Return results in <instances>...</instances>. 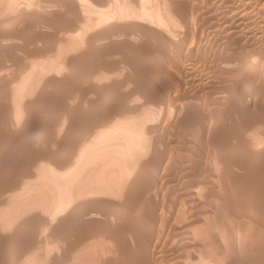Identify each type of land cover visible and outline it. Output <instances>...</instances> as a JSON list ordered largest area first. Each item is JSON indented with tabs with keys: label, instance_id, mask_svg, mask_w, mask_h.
<instances>
[{
	"label": "bare ground",
	"instance_id": "6f19581e",
	"mask_svg": "<svg viewBox=\"0 0 264 264\" xmlns=\"http://www.w3.org/2000/svg\"><path fill=\"white\" fill-rule=\"evenodd\" d=\"M239 1L242 3V7H239L240 5L237 6V7H235L236 12L234 11V13H236L235 15L238 16L237 18L242 19V21H244L245 24L251 28L253 27V25H260L259 23H261V21L259 22L258 19L261 17H262V19H264V0H239ZM206 2H208V1H206ZM229 2L230 1H228V3ZM177 3H178V0H0V53L2 52L4 54H6L5 52H7L6 55L8 56V54L12 55L10 53L15 51L14 53L17 54V51H19V50L22 51L24 49V47H28V46L30 47V45L25 46V44H29L28 41L30 40V42H34L35 44L36 43H38V44L43 43L44 46H46L45 44L48 43L49 46L46 48L42 47V50L35 48L37 50V52L35 51V54H37V56L39 55L40 57L41 56L42 57L43 56H50L49 59L51 58L50 60H48V62L46 64L37 63L36 61L31 62V53L32 52L28 51V49L26 48V52L27 51L29 52V54L27 55V57H29L28 58L29 60H27V58H26V60L24 61V59H25L24 58L23 59L24 62L20 63V61L19 62L17 61L19 59L16 58L15 59L16 62L14 63V68L18 64L22 65L21 68H23V67L26 68L28 70L26 72V74L23 77L19 78L20 76L18 77L16 75L17 73L15 72L16 74L14 76H16L20 79V81H18V82L13 81L14 79L16 80V78L13 79L14 76L8 77L9 82H7V80L4 81L5 80L4 79L3 81L5 82V84L6 83L7 84L6 85L3 84V85L5 86V88H6V86H9V88L7 87L8 91L4 90V88H3L4 86H2V83H1V87L3 88V91H5V94H4V96H1L2 94L0 92V94H1L0 95V101L5 98L4 102L6 103V105L4 106L5 103L2 102V106L0 107V144H1L0 160H2V158H4V157H8L9 154L11 156V151L9 150L10 147L8 146V145H10V144H8V140H9L8 138H12L13 140L16 141L17 138L22 137L21 132H20L21 135L18 134V135H20L18 137L17 134L9 131V128H11L10 126H12L13 122H14V124H16L15 126H19L22 123H27V121H29L30 118H31V121L33 119H36V120L42 119V123L39 124V121L37 122V126L39 125L40 127H36V125L34 127H32L33 128L32 131H34L32 133L36 134V138H34L36 140V142H34V144L35 143L37 144V141H38V142L43 143L44 146H42L41 150L35 149L33 151V149H32V151L30 150V152L28 150V153H26V154H25L26 151H24V148H21V151L18 152L20 155L18 158L12 159V156H11L12 163L10 162V164H9V161H8L9 165L5 166L4 168L0 166V257H3L2 253L4 252V249L8 248V253L6 252L7 254L5 253V255H4L5 259L8 258V260H7L8 262H6L4 258H3V260L5 262H3V260H1L2 259L1 258L0 264H14L15 261L17 262L21 258L26 259L25 256H27V258L29 257V258H32L34 260H39V262H40V260L46 259L45 256L42 255V252H40V250H39L41 248H43L44 251L48 254L47 260H43V261H45V264H219V258L220 257H222L221 259H223V258L226 259V257H228V255H232L235 252L234 251V250H236L235 248L232 249L233 252L231 254V251H229L228 249H224L223 246L221 245L222 241H223L225 243V245L230 246L232 244L230 242L233 241L230 232H228L225 229L227 225L224 228L223 222L222 223L220 222L224 218H222L221 220H220L221 216L219 217V219L217 218L219 221L218 222L219 225H217V223H215V224L217 225V229H219L220 232L218 231L219 234H217L216 236H213L212 235L213 233L212 234L209 233V230H210L209 225L210 224L208 225L209 227H204L206 225V222L203 219V216H204L203 214H205L208 210H204L203 207H202V209L198 208L199 210H202V211L196 212V214H195L196 216H194L195 219L191 216L190 223L192 221H194L191 224H189V222H188L189 219L187 220V217L185 214L186 222H188V223H186L185 220H182L183 217L182 218L180 217L181 221H183L186 224L185 226H181L180 225L181 222H179L180 223L179 225L176 223V222H178L177 220H180V219H178L177 215H176L177 218L175 221V219H173V218H175V216L173 215V218H172V216L169 214V213L173 214V209H174L173 205L175 203L171 204L172 202L170 203V201H169L168 205H166L163 202L164 201V199H162L163 197L164 198H165V196L168 197L172 193H174V192H172V190L175 187L174 184H176V183H174L173 180H172V183H174V184L166 183L168 181L161 182V184H159V182H158V180H160L158 177V174L160 172L156 173V171H161L159 169V167L161 168V166H162V163H161L162 158H165L163 156H161L162 158L160 157L161 153L159 151L165 152V150H163V149L159 150L158 149V145H159L158 143H160V140H162V139L159 138V135L157 136V133L161 128L163 130V126H167L166 124L171 126L170 125L171 122L174 121V119H178V116H180L181 110L183 111V108H181V106H180L183 102L179 105L181 109L178 108L179 106L178 107L176 106L175 108H177V109H172L171 111L169 110L170 113H168V115H166L167 109L165 111L166 113H164V114L161 111H159L160 109L158 110V112H157V110H153V109L146 110V109H143L144 107L142 106V104L144 105V103L141 100L140 101L142 102V104H140L138 101H135V99L131 98V93L133 94L134 92H135V94L133 96H136V93L138 95L142 91H143L142 94H144V90L141 89L142 91H140L139 89L135 88L136 90L139 91V93H138V91L136 92V90L134 89L135 91L132 90L133 92H131V93L129 92L128 94H126L124 100L128 99L129 101L138 102V103H129L128 102V104H127L123 100L122 102L126 103L124 105H121V106L119 105L116 108H113L111 106L110 107L107 106L108 109H105V110H107L106 111L107 113L106 114L104 113L105 115H103V116H101L99 113L98 114L100 116L95 115V117H94L91 114H90V116H88V114H89L88 113V114H86V117H85L84 116L85 114H83L82 110H81L82 113L78 112L79 109L81 108V104H82L81 101H79V102H81V104H79L80 106H78V105L75 106V108H77V109H78V107H80L77 111V109L73 110L74 106L73 107L71 106V104L73 103V99L71 97H69V100L66 99L67 101H65V102H67L66 103L67 106L69 103L70 106H68V107L63 105L65 103H63L61 105V103L64 102V98L62 96L61 97L63 98L62 99L63 101L61 103H59L60 106H58L57 101L55 99H53L54 97L51 99H53V101L55 100L57 105L52 100H51V102H52L51 103L50 98H49V96H50L49 90H48L49 87L55 88L56 89L55 91H57V89L58 90L60 89L59 91L62 90L61 92H63V90L67 89L66 87H68V85L71 86V84H69L71 82H69L67 84V82H65V80H66L67 76H73L71 79L74 78L73 74H75V73L72 70H74V69L78 70V66H79L78 60H80V61L81 60H87V62L89 61L93 65V66H90L91 64L87 63V64H90L89 67L91 69L89 71H85V72L83 71V73H77L76 72L77 73L76 78L78 77L77 81L79 83L82 82L81 80L84 78L86 79V81H87V78L88 79L91 78L93 80L95 79L98 81L112 80V78L114 76L113 77L111 76V72H113V74L114 73L116 74L120 70L122 71V69H120L119 71L117 70L116 72L114 70V67L116 65H118L117 63L119 61H116V63L114 62L115 65H113V66H112V64H114L113 62L109 63V65H105V64L101 65L99 63H103V62H100V61L97 62L98 60H96L95 56H99V55L106 56L107 55L106 57H108V56L114 55V53L118 54L121 47L124 49V46H120L119 50H118L117 48H118L119 44L117 43L118 41H116L115 38L120 36L121 37L120 40H121L122 35H123V37H125L127 32L131 34V35L129 34V36L131 38H132V35L135 36V37L133 36L134 38H137L136 33H137V36H138V34H140L137 31H140L141 35L145 36V37L153 35L155 37V39H157L156 36H158V37L161 36L160 38H162V39L158 38L160 41L159 46H160L161 50H163V49L168 50V49H171L169 47H173V46H175V48H176L177 47L176 44H178V42H179V41H177L178 39H176V37L179 38L178 36L181 35L179 33H182V35H181L182 39L180 37L181 40L179 42V44L181 43L180 44L181 48L184 45H186V46L188 45V47L185 46L186 49L188 48V51H190V50L194 51V49L197 47V46L196 47L194 46V45H196V44H194V42H197V41L196 40L194 41V38H196L194 36L195 34L193 36H192L193 33L190 34V32H192V31H190V27H191V26L189 27L190 21H188V19H189L188 16L190 14L188 15L187 12L189 10L188 11L184 10V8H182V6H181L182 9H181L180 6H177ZM197 3H195V4H197ZM178 5H180V4H178ZM39 7L41 9H39ZM218 7H220V6H218ZM42 8H47L44 10L48 11V13H50V14L46 17H45V15L41 16L40 13L42 12ZM208 8H210V7H208ZM186 9H187V7H186ZM191 9H193V8H191ZM194 9H197V8L195 7ZM256 9H258L259 11H256ZM39 10L41 12H39ZM233 10H234V8H233ZM212 11H214V9ZM43 12H44L43 14H45V11H43ZM52 13H56V16L51 17L50 15L53 16ZM61 13H63V14H61ZM216 13L217 12L215 11V14ZM200 15H201V13H200ZM32 16L34 18H32ZM36 16H37V18H36ZM63 16L65 18H67L68 20L64 19ZM246 16H247V18L249 16V19H250L249 23L246 22L249 20V19L246 20L247 19ZM61 17H62V19H59ZM215 17H216V15H215ZM198 18H201V17H198ZM69 19H71V20H69ZM207 19H205V21ZM234 19H235V17H234ZM209 20H211V19H209ZM215 21H217V20H215ZM244 22H242V24ZM32 23H38L40 26L45 27L46 29L47 28L51 29V30L53 29L54 32L52 31V33H50V32L48 33L51 36L50 35L47 36L48 34L46 36H44L46 34V32H45V34L41 33V34H43V36L39 33V35H40L39 40H37V42H35L36 39H34L32 41L33 38L31 36H29L30 31L34 30V28H31ZM262 23H264V22H262ZM204 25H206V24H204ZM221 25H222V23H221ZM262 25L264 26V24H262ZM220 26L217 28H220ZM42 27H40V28L42 29ZM199 27H197V28H199ZM204 27H203V29H204ZM36 28H37V25H36ZM40 28H38V29L41 32ZM181 28L183 29V31H181ZM243 28H245V27H243ZM262 28L263 27H261V30L263 31ZM48 29L44 30V31H48ZM225 29H227V28H225ZM243 30H241V31H243ZM255 30L260 31V29H257V27ZM197 31H196V33H197ZM36 32L35 31L33 32V33H35L34 35H36ZM228 32H230V31H228ZM263 32H261V33L263 34ZM33 33H31L32 36H33ZM199 33H201L200 30H199ZM211 33H213V31ZM258 33H257V35H258ZM213 34H215V33H213ZM253 34H254V32H253ZM255 34H256V32H255ZM255 34L252 36L256 37L257 35H255ZM262 34H261V36H262ZM141 35H139L138 40H139ZM175 35H177V36L175 37ZM204 35H205V33H204ZM28 36H29V38L30 37L31 38L28 39ZM261 36L259 38H261ZM126 37H128V36H126ZM154 37H152L151 39H154ZM206 37L208 38V36H206ZM220 37H221V35H220ZM263 37H264V34H263ZM211 38H212V36H211ZM222 38L224 39V36ZM241 38H243V37H241ZM241 38H240V40H241ZM256 38H258V37H256ZM122 40H121V42H123ZM130 40H128V41H130ZM141 40H142V38H141ZM240 40H238V41H240ZM100 41H102V42L104 41L105 43L109 42V44L113 43V41H116L115 42L116 47L114 46L115 43L113 45L107 44L108 46L102 47V42H101L100 43L101 46L99 45V48L102 47V48H100L102 51L100 50V52L98 54L95 53V55L91 54L90 52H93L95 50V48H98V47H95L93 50L91 48L94 45L97 46L98 45L97 43ZM126 41H127V39H126ZM136 41H137V39H136ZM147 41L149 42V38L147 39ZM231 41H233V40H231ZM124 42H125V38H124ZM34 43H33V45L35 46ZM135 43H137V42H135ZM259 43H260V41H259ZM50 44L51 45L53 44L54 46L51 47ZM121 44L122 43H120V45ZM230 44H231V42H230ZM256 44H258V43H256ZM133 45L128 43L127 46L134 48ZM136 45H134V46L136 47ZM138 47H137V49H138ZM220 47H223V46H220ZM31 48L32 47H30V49ZM99 48L96 49L95 51L99 50ZM123 49L121 50V53H119V56H120V54L122 55L124 53ZM127 49H124V50L127 51ZM134 49L136 51V48H134ZM216 49H217V47H216ZM223 49H224V47H223ZM230 49H231V47H230ZM236 49H234V50H236ZM144 50L146 51L147 49L145 48ZM144 50H143V52H144ZM171 50H173V49H171ZM176 50L178 51L179 49L176 48ZM126 51L124 53L125 55H126ZM177 51H175L176 53H173V54L177 55ZM237 51H239V50H237ZM237 51H235V52H237ZM24 52L25 51H23V53ZM149 52H150V50H149ZM204 52H203V54H204ZM147 53H148V50L146 51L145 54H147ZM209 53H208V55H209ZM240 53L237 52L234 55H231V56L229 55V56L223 57L224 58L223 69H226V67H227L228 68V70H226L227 72L230 69V73L234 75V79L232 82H233V85H235L236 87L239 84L241 85L242 82L246 86L250 85L245 91L240 89V88H236L232 91H230V89H229V92H231L232 94H240L241 95V94H244L243 91L244 92L248 91L247 92L248 96L251 98V97L255 96L254 95V92H255L254 86L256 84H259V83H256V78L261 77V76H259L260 72L264 73V50H260L259 48L256 49L253 47V49L248 50L246 53H241V54ZM25 54H27V53H25ZM89 54L94 59L92 57H90ZM117 54H116V57H118ZM124 54H123L122 58H119V59H122L120 61L121 62L120 66L124 65L125 69L127 67H129L131 69H135V70H137L136 72H139L140 68H141V71H145V70H143V67H145L143 65L144 62L143 63H139V61L136 62L132 58H129L128 55L125 56ZM158 54L160 55L159 52H158ZM164 54H163V56L167 55V54L166 55H164ZM224 54H225V52H224ZM141 55L142 54H139V53L137 54V56H140V58H141ZM101 56H99V57L101 58ZM143 56H144V54H143ZM161 56L162 55H160V57ZM168 56H171V55H168ZM3 57H5V55ZM10 57H12V56H10ZM149 57H151V56H149ZM200 57H201V55H200ZM9 58L7 57L5 59H9ZM12 59H14V57ZM20 59H21V57H20ZM153 59H154V57H153ZM3 60H4V58H2V61L0 60V70L4 66L5 60L4 61ZM93 60L94 61L96 60L97 63L94 62ZM112 60H113V58H112ZM141 60L143 61V59H141ZM162 60L164 61L165 57ZM222 60H220V61L222 62ZM176 61H174V62H176ZM193 61H196V60H193ZM8 62L6 61L5 64H7ZM11 62L12 61H10V63ZM120 62H119V64H120ZM10 63L8 65L9 67L11 66ZM163 63H166V62H163ZM188 63H191V62H188ZM85 64H86V62H85ZM106 64H108V61L106 62ZM156 64H159V63H156ZM212 64H213V62H212ZM169 65H171V63ZM169 65H168V67H169ZM224 65H226V66H224ZM8 66L7 67L5 66L6 67L5 70L7 68H9ZM154 66L155 65H153V70L155 69ZM165 66H166V64H165ZM87 67H88V65H87ZM89 67H88V69H89ZM116 67H119V66H116ZM86 68L84 67V69H86ZM3 69H2V71H4ZM167 70H169V69H167ZM181 70H183V69H181ZM192 70H194V69H192ZM192 70H190V71H192ZM20 71H22V70H20ZM124 71H126V70H124ZM133 71L134 70H132V72ZM127 72H129V71H127ZM212 72H213V69H212ZM222 72H225V71H222ZM0 73H1V71H0ZM159 73H161V72H159ZM171 73H173V72H171ZM121 74H123V72ZM146 74H148V72H145V73L141 72V73H138V74L132 76L133 75V73H132V75H131L132 77H127L126 80H128V81L131 80L133 83H136L137 86H138V83L142 85L143 81H146V80L148 81V79L150 80L151 78L153 79L154 74L153 75L151 74L152 77L149 74H148L149 76ZM174 74H175V72H174ZM5 75L6 74H4V77L7 79V77ZM47 75H49V76L47 77ZM214 75H216V74H214ZM0 76H2V73ZM200 76H201V78L204 77L202 75H200ZM81 77H83V78H81ZM171 77H172V74H171ZM206 77H208V75ZM0 78H3V77H0ZM10 78H12V80H10ZM18 78H17V80H19ZM123 78H124V76H123ZM201 78H200V80H201ZM210 78H212V77H210ZM118 79H120V78H118ZM175 79H176V77H175ZM131 81H130V84L132 83ZM167 81H168V79H167ZM258 81H259V79H258ZM0 82H2V80H0ZM188 82H189V79H188ZM223 82H224V80L222 81V83ZM13 83H16V85H14ZM72 83L74 84L75 82L73 81ZM101 83H103V82H101ZM124 83L126 84L127 82L125 81ZM157 83H158V80H157ZM200 83H201V81H200ZM93 84H94V82H93ZM111 84L110 85L107 84L108 86H105L103 84L104 86H102V87H100V86L94 87L95 89H93L91 92H93V93H95V95H97L96 101H103V100L105 101L111 95L112 92H115V90L113 91V87H115L114 86L115 84L114 85L113 84L111 85ZM12 85H14V86H12ZM76 85H78V84L76 83ZM85 85H87V84H85ZM10 86H12V87L10 88ZM82 86H84V85H82ZM163 86L164 85H162V87ZM180 86H181V83H180ZM194 86H197V85L195 84ZM222 86H225V85H222ZM257 86H255V87H257ZM262 86H264V84ZM1 87H0V89H1ZM124 87H126V86H124ZM155 87H156V85H155ZM185 87H188V85ZM62 88H66V89H62ZM77 88H78V86H77ZM138 88H139V86H138ZM146 88H149V87H146ZM151 88H153V87H151ZM79 89H80V86H79ZM155 89L153 91H155ZM158 89H160V87ZM166 89H164V90H166ZM196 89H198V88H196ZM205 89H206V87H205ZM231 89H233V86L231 87ZM256 89H258V88H256ZM68 90H70V89L68 88L67 92L65 91L66 94L69 93ZM72 90L73 89L71 88L70 92ZM173 90H174V88L172 89V91ZM190 90H191V88H190ZM0 91H2V90H0ZM46 91L48 92V94ZM55 91H54V93H55ZM81 91H80L81 95L78 94V96L76 95L77 93H74V91L71 92V95H69V94H67V95L72 96V97L76 96L78 98L80 96L87 94V93H84L82 95L83 92L81 93ZM83 91H84V88H83ZM147 91L145 90V92H147ZM258 91H260V89ZM84 92H86V91H84ZM119 92H121V91H119ZM193 92H194V90H193ZM225 92H226V90H225ZM72 93H74V95H72ZM186 93H188V92H186ZM190 93H192V91ZM201 93H203V92H201ZM218 93H220V91ZM224 93L222 94V96L227 94L228 92H226L225 94ZM66 94H64V95H66ZM114 94H116V93H114ZM145 94H147V93H145ZM160 94H161V92H160ZM199 94H197V96ZM89 95H90V93H89ZM147 95H149V94H147ZM147 95H143V96L149 100H152V101H153V99L156 100L158 98V97L155 98L153 96L149 97ZM227 95H226V97H227ZM229 95H230V93H229ZM229 95H228V97H229ZM117 96H118V94H117ZM157 96H159V95L157 94ZM172 96H174V95H172ZM186 96H188V95H186ZM186 96H184V97H186ZM214 96H216V93ZM232 96L234 97L235 95H232ZM61 97H59L58 99H61ZM139 97H141V96H139ZM139 97H137V98H139ZM164 97H166V96H164ZM211 97L214 98L213 96H211ZM226 97H222V99H224ZM66 98H68V96ZM77 98H75L74 100L77 101L78 100ZM81 98H83V97H81ZM81 98H79V99H81ZM93 98H94V96H93ZM130 98H131V100H130ZM146 98H144V100ZM160 98H161V96H160ZM187 98H189V96ZM195 98L198 99L197 97H195ZM6 99L9 100L10 102L8 101L9 103H7ZM70 99L72 100L71 104L69 102ZM222 99H220L221 102H223L225 100V99L224 100H222ZM242 99H243V95H242ZM257 99H259V98H257ZM114 100H115V98H114ZM209 100H210V97H209ZM86 101H85V103H86ZM92 101H95V100H92ZM152 101H150V102H152ZM161 101H162V99H161ZM189 101H190V99L188 100V102ZM204 101H205V99H204ZM256 101H258V100H256ZM145 102L148 103L149 101L147 100ZM156 102H157V100H156ZM210 102L211 101H209L208 103H210ZM53 103L55 104L54 108L51 107L53 105ZM83 103H84V101H83ZM120 103H121V99H120ZM147 103H145V104H147ZM160 103L162 104V102H160ZM235 103H234V105H235ZM258 103H259V101H258ZM261 103H262V101H261ZM261 103H260V105H261ZM96 104H97V102H96ZM103 104H104V102H103ZM114 104H115V102H114ZM176 104H177V102H176ZM193 104H191V105H193ZM255 104H256V102H255ZM191 105H189V106H191ZM90 106L92 107V105H90ZM182 106H183V104H182ZM43 107H45L47 109V112L49 111L50 114L49 113L47 114L45 112H44L45 113L44 114L43 112H41L42 115H40L41 113L37 110V113L40 115L39 116L37 114L38 115L37 116L35 114L36 109H43ZM69 107H72V108H69ZM51 108H53V111ZM205 108L207 109L208 107H205ZM219 108H220V106H219ZM91 109H93V108H91ZM193 109H191V111ZM228 109H230V108H228ZM161 110H163V109L161 108ZM212 110H214V109H212ZM226 110H227V108H226ZM255 110H252V111L254 113H256ZM258 110H260V108ZM86 111H88V110L86 109ZM231 111H234V109ZM250 111H251V109H250ZM262 111H264V110H262ZM94 112H96V111H94ZM260 112H261V110H260ZM160 113H162V114L160 115ZM214 113H216V112H214ZM220 114H222V113L217 112L216 115L212 116V119L213 118L217 119L218 117H220ZM231 114H233V112ZM241 114H242V112H241ZM198 115H197V117H199ZM223 115H225V114H223ZM258 115H260V114H258ZM258 115H256V116H258ZM200 116H202V115H200ZM203 116H204V114H203ZM248 116H249V114H248ZM250 116H252V115H250ZM263 116H264V114H263ZM164 117L166 118V120H165L166 124L163 125L164 122L162 123L161 120H163ZM260 117H261V115H260ZM254 118H256V117H254ZM46 119H49L51 121V124H49V126L46 125L47 122L44 123L45 121H43ZM196 119L197 118H195V120ZM224 119H227V118H224ZM248 119H249V117H248ZM202 120H203V118H202ZM230 120H229V122H230ZM240 120H242V119H240ZM263 120L264 119H262V120L258 119L256 121L246 120V121H243L242 124L238 123L240 125V127H239V129L238 128L237 129L242 131V134H243V132H244V134H245V132L246 133L248 132V135L247 136L244 135L245 137L243 139H240V145L237 147H233L232 145L231 146L227 145L231 141L229 143L227 142L226 144H224L225 143L224 141L223 142L217 141L218 143H216L215 137H213L214 138L213 141L216 143L215 146L219 152V155L216 157L215 163L224 164L225 167L228 165H232V164L237 165L238 164L237 161H240V160L236 161L235 160L236 157H232V156H234V155L239 156L240 154L242 155L243 153L246 152V149H248L247 146H251V148H252V150H250V152H249V150H247V151L249 152L250 157L251 156L254 157V162L256 160H258V162L262 161L261 163H264V150H263L264 148L263 147H262L263 149L256 148V146L258 147L261 144H264V135H263L264 133L259 132L260 131L259 129L262 127L261 125L264 124ZM193 121L194 120H192V122ZM210 121H212V120H210ZM40 122H41V120H40ZM206 123L207 122H205V124ZM233 123H235V122L233 121ZM190 124L192 125V123H190ZM215 124L217 125V122ZM259 124H260V126H259L260 128L258 127ZM179 125H181V124H179ZM185 125H187V124H185ZM200 125H201V123H200ZM28 126H31L30 122H29ZM229 126H231V125H229ZM177 127H178V124H177ZM55 128L58 129V130L56 129L58 131V132L57 131L56 132L59 134V136H58L59 138L57 136H55L56 133L54 134ZM167 128L168 127H166L164 130H166ZM178 129H179V127H178ZM227 129H229V128H227ZM233 129L235 130L236 128L234 127ZM185 131H187V130H185ZM224 131L226 132V130H224ZM10 132L12 133V135H11L12 137L11 136L8 137ZM25 132H27V131H25ZM181 132H182V130H181ZM211 132H212V130H211ZM227 132H229V131H227ZM232 132H234V131H232ZM27 134H28V132H27ZM58 134H56V135H58ZM164 134H165V132H164ZM176 134H178V133H176ZM212 135H213V133H212ZM231 135H233V133H231ZM236 135L238 137L240 136L238 134H236ZM233 136H235V135H233ZM32 137H34V136H32ZM168 137H169V135H168ZM182 137H184V136H182ZM198 137L199 136H197V138ZM235 137H232V139H234ZM158 138H159V142H158ZM227 138H228V136H227ZM237 138H235V139H237ZM165 139H163V140H165ZM174 139H176V138H174ZM235 139H234V141H235ZM10 140H9V142H10ZM199 140H200V138H199ZM221 140H223V139H221ZM237 140L239 141V139H237ZM238 141H237V143H238ZM18 142H19V139H18ZM177 142H179V141H177ZM13 143H14V141H13ZM211 143H213V142L211 141ZM198 145H199V143H198ZM168 146H167V149L170 147V146L169 147ZM213 146L214 145H212V147ZM16 147H17V145L16 146L11 145V150L16 149V151H18L17 148L19 146L17 148ZM159 147H160V145H159ZM161 147H162V145H161ZM198 148H200V147H198ZM206 148H207V146H206ZM259 148H261V146ZM165 149H166V145H165ZM170 149H172V148H170ZM166 152H168V151H166ZM192 152H193V150H192ZM209 152L211 153V151H209ZM169 153H170L169 154L170 157H168L167 161L164 162L165 163L164 166H162L163 167L162 170H164L166 175L168 172L170 173L173 171V169L171 171H168V170H170L172 167H174L173 165H175L177 163V162H175L172 165V162H174V161L171 162L172 153L171 152H169ZM203 154H205V153H203ZM203 154H202V156H203ZM216 154H218V153H216ZM222 154H228V155L232 154L231 155L232 158L231 157L227 158L226 156H223ZM245 154L247 155V153H245ZM175 155H176V153H175ZM175 155H173V156H175ZM10 156H9V158H10ZM164 156H166V155H164ZM193 156H196V155H193ZM243 156H245V155H243ZM13 157H17V154L13 155ZM188 157L189 156H187V158ZM173 158L175 159V157H173ZM4 159H6V158H4ZM246 159L250 160V158H248V157ZM251 160H253V159L251 158ZM251 160L249 161V163L251 162ZM3 162H5V161H3ZM180 163H181V161H180ZM244 163L247 164V166H248V163H246V162H244ZM1 164H3V163H1ZM239 166H240V163H239ZM243 166H246V165L243 164ZM249 166H248V168H249ZM229 167H231V166H228V169H229ZM233 167H235V166H233ZM233 167H232V169H233ZM1 168L3 169V171H1ZM186 168H188V167H186ZM210 168H209V170H211ZM221 168H223V167H221ZM254 168H252L251 170L255 171ZM259 168L263 169L262 165H261V167H258L256 169H259ZM156 169H158V170H156ZM215 169H216V167H215ZM240 169H241V167H240ZM235 171H236V169H235ZM246 171L247 170H245V172ZM258 171L260 172L261 169ZM263 171H264V169H263ZM150 172H152L153 174H152L151 180L149 181L147 179V175L150 174ZM194 172L195 171H193V174H194ZM199 172H201V171H199ZM205 172H207V171H205ZM205 172H203V173L205 174ZM249 172H248V174H251V177L248 176L246 178V176H245L244 178H241V179H239L238 175H237L238 178H235V176L231 177V180L234 182V185L237 189L236 202H235V200L231 201V199H232L231 197H230L231 198L230 201H228L229 199L228 200L224 199V196L222 197L224 199L223 203H225V204H223V205H225V209H223L225 211L224 216L228 217L231 220L233 219L234 221H236L235 224L237 222L241 223L240 221H238V218H240V216H237L238 213H236L238 210H239V213L240 212L242 213V215L244 212L246 213V212L251 211V212L255 213L256 215L257 214L261 215L260 217H262V216L264 217V191L263 190L261 191V189H259L260 186L262 184H264V177L261 176L262 174H264V172H262V174H260L259 177L255 176V174L259 175V172L258 173L254 172V175H252V172H250V173ZM213 173H211V177L209 176L212 179L214 176ZM239 173H242V172H239ZM162 174L164 175L163 171H162ZM185 174H187V173L185 172ZM163 175L161 177L162 179H163ZM172 175H173V173H172ZM208 175H207V178H208ZM233 175H234V173H233ZM246 175H247V173H246ZM180 176H183V175H180ZM148 177H149V175H148ZM165 177H167V176H165ZM175 177H176V175H175ZM203 177H205V176H203ZM228 177H226V178H228ZM172 179H175V178L172 177ZM169 180L171 181V179H169ZM185 180H187V179H185ZM185 180H184V182L186 183ZM192 180L188 182V185L185 188H182L184 190V194L183 193L182 194L185 195L184 196L185 198L188 197V199L191 200L196 205L195 206L196 208L198 205H200L199 207H201V205L204 206L205 201H204V199H202L200 197L199 190H198L197 186L200 183V185L202 184L204 186H207V187H204L205 190L207 188H210V187L213 188L212 187L213 181H209L205 178L204 180L203 179L197 180L199 182L194 180V181H196V183L194 182L195 183L194 184L192 182ZM215 180H214V182H215ZM177 181L178 180H176V182ZM222 181H223V179H222ZM229 181H230V179L228 180V182ZM226 182H227V180H226ZM230 184L233 185V183H230ZM225 185H227V184H225ZM227 186H229V185H227ZM200 187H202V186H200ZM215 187H216V185H215ZM231 187L233 188V186H231ZM231 187L229 186V188H231ZM178 188H181V187H178ZM174 190H175V188H174ZM221 191H223V190H221ZM232 191H234V189ZM203 192H205V191H203ZM226 192L228 193L229 189ZM146 193H148V197H146ZM179 193H180V191H179ZM210 193H211V191H210ZM204 194H201V195L204 196ZM176 195H178V194L176 193ZM230 196H232V195H230ZM172 197H170V198H172ZM175 197H173V199H175L174 201L179 200V199H176L177 197L176 198ZM219 197H221V196H219ZM227 197H228V195H227ZM165 201L167 202L166 199H165ZM193 203H191V204H193ZM209 203H210V201H209ZM176 204H177V202H176ZM179 204H181V202ZM191 204H188V205L191 206ZM214 204H215V202H214ZM193 205L191 208L194 207ZM216 206H218V205H216ZM176 207H177V205H176ZM183 208H180V209H182V212H183ZM204 208H206V207H204ZM235 209H237V210H235ZM186 210L187 209H185V211ZM177 211L179 212L181 210H177ZM214 211L215 210H213V212ZM217 211H218V209H217ZM178 212H176V210H175V214L177 213V214H179L178 216H182V215H180L181 213H178ZM220 212H221V210H220ZM166 213H168V215H166ZM185 213H188V211ZM183 215H184V213H183ZM205 216H204V218H205ZM216 216L218 217L219 215L216 214ZM244 217H246V218H244ZM244 217L243 218L245 219V221L242 218L243 222L239 225L238 228L235 227V228H237V232H235L236 229H235V231H233L236 233V234L234 233L235 234L234 236H236V240L238 239L239 242L241 241V244H242L241 247H244V249H245V250L243 249L244 254L247 253V255H248V256L246 255L248 258V259H246L247 261L252 260V261H254V264L255 263L256 264H264V219H262V220H260L261 218L258 219L259 216H258V218L257 217L252 218V216L250 217V216H247L245 214H244ZM242 219H239V220H242ZM222 221H225V220H222ZM203 222H205V223L203 224ZM161 223L163 224L164 227L166 226L168 229H172V231L173 230L176 231L177 233H175V234H177L178 236L181 235V237H179V238H182L183 235L185 236L186 234H189L188 233V231H190L189 228L194 223L200 225V227H203L204 230L200 231L198 233L199 234L198 236L200 238L199 241H197L198 240V238H197V240L196 239L194 241L189 240L188 242H186L189 245L194 243V244H192V246L197 247L199 249V253L198 254L196 253L195 255L193 253V256L192 257L188 256L189 258H187V259H183V256L181 255L182 256V257L180 256L181 258L171 259L169 257L170 259L165 260V258H168V257L166 256L164 258L161 255L160 259H159L160 256L155 257V258L159 259L158 261H155V260H153L154 258L153 259L150 258L153 256L154 253H151L152 256H150V254H149V257H148V251H146V250L148 249V246L150 245V243H152L151 241L153 239H155V237H154L155 233L152 231L151 233L152 234L154 233L153 235L151 233L147 234L146 230L149 227L150 228L152 227V229H155V227L153 228V226H157V224H161ZM211 223H214V222H211ZM228 223L229 222H227L226 224H228ZM235 224H233V225H235ZM237 226H238V223H237ZM212 227H215V226H212ZM191 228H194V226ZM164 231H165V229H164ZM166 231L170 232L171 230L166 229ZM190 233H192V232H190ZM162 235H164V234H162ZM232 235H233V233H232ZM192 236H193V234H192ZM186 237L189 238V236H187V235H186ZM172 238L173 237H171L170 239H172ZM184 238H182V239L184 240ZM188 238H185V241ZM221 239H222V241L220 242ZM173 240H175V238ZM192 240H193V237H192ZM178 241L180 242V240H178ZM99 242H102V243L104 242L108 245L106 248L102 247V249H100L101 247L99 248V246L102 243H99ZM168 242L167 243L163 242V243L168 244ZM239 242H238V244H239ZM159 245H162V242H161V244L159 243ZM101 246H104V245H101ZM181 246H182V244H181ZM194 247H192V248H194ZM157 248H158V246H157ZM161 248H162V246H161ZM163 248L165 249V246ZM197 248H195V249H197ZM5 250H7V249H5ZM155 250H156V248H155ZM166 250L168 251V249H166ZM240 250H241V248H240ZM41 251H42V249H41ZM99 251L101 254H98ZM169 251H171V250L169 249ZM228 251L230 252V254ZM157 252H159V251H157ZM171 252H173L175 254L174 251H171ZM182 252L184 253V251H182ZM182 252H181V254H182ZM197 252H198V250H197ZM240 253L242 254V252H240ZM253 253H256V255L254 256ZM160 254H163V253H160ZM177 254L179 255V253H177ZM241 254L239 256H236V254L232 255L233 257L235 256L234 259L231 261L230 260L228 261V259H227L228 262L227 263L225 262V263L226 264H247L245 261L244 254H242V256H244L243 257L244 260L242 259ZM117 256H119V257L116 258ZM168 256H169V254H168ZM171 256H172V254H171ZM176 257H178V256H176ZM29 258H28V261H30ZM163 258H164V260H162ZM229 259H230V256H229ZM34 260H33V262H34ZM26 261L27 260H25V262ZM252 261H250L251 264H252ZM30 262H28L27 264H29ZM250 262H249V264H250ZM37 263H34V264H37ZM220 263H221V261H220ZM31 264H32V262H31ZM222 264H224V263H222Z\"/></svg>",
	"mask_w": 264,
	"mask_h": 264
},
{
	"label": "rangeland",
	"instance_id": "374dc122",
	"mask_svg": "<svg viewBox=\"0 0 264 264\" xmlns=\"http://www.w3.org/2000/svg\"><path fill=\"white\" fill-rule=\"evenodd\" d=\"M181 3H180V2ZM185 1V2H184ZM189 1V2H188ZM194 1V2H193ZM202 1V2H201ZM206 1H208V2H206ZM221 1V2H220ZM178 0V3H177V6H180V8H181V6H182V8H184V10H186V11H188L187 13H188V17H189V19H188V21H190V25H189V27H190V31H192V32H190V34L191 33H193L192 34V36L194 35L196 38H194V41L196 40L197 42H194V44H196V45H194L196 48L194 49V51H192V50H190V51H188V48L186 49V47H188V45L186 46V45H184V46H182V48H181V46H180V44H179V42H180V40L182 39V37H181V35H182V33H179V34H181V35H179L178 37L179 38H177L176 36L177 35H175V37H176V39H178L177 41H179L178 42V44H176V48L177 49H179L178 51L176 50V48H175V46H173V47H169V48H171V49H173V50H171V49H168V50H165V49H163V50H161L160 49V46H159V44H160V41H159V39H162V38H160L161 36H156V38L157 39H155V37L152 35V36H142L141 35V32L140 31H137V32H139L140 34H138V36H137V33H136V37L137 38H134L135 36L134 35H132V38L129 36V34L130 33H126V36H128V37H126L125 35V37H123V35H122V41L123 42H121V40H120V36H118V37H116L115 39H116V41H118L117 43L119 44H117L118 45V50H119V47L120 46H124V49H127V51L126 50H124L122 47H121V49H120V51L118 52V54L117 53H114V55H111V56H108V57H106V56H104V55H99V56H101V58L99 57V56H95L96 57V60H98L97 62H103V63H99V64H101V65H109V63H111V62H115L116 63V61H121L122 59H119V58H122L123 57V54L125 53V51H126V55H128L129 56V58H132L133 60H135L136 62H138L139 61V63H143L144 62V66L145 67H143V70H145V71H141V68H140V71L139 72H136L137 70H135V69H131V68H129V67H127L126 69H125V67H124V65L123 66H120L121 65V62H120V64H119V62L117 63L118 65H116V66H119V67H114V70H115V72L118 70H120V69H122V71L120 70L119 72H117L115 75L113 74V72H111V76L113 77L112 78V80H106V81H98V80H93V79H91V78H87V81H86V79L84 78V79H82L81 81L82 82H78L77 81V78H76V74L77 73H83V71L85 72V71H89L91 68L89 67V65L90 66H93L92 65V63L91 62H87V60H78V70H72L75 74H73L74 75V78L73 79H71L73 76H67L66 77V80H65V82H67V84L69 83V82H71V83H69V84H71V86L70 85H68V87H66L67 89L69 88L70 90H71V88L73 89L71 92H73L74 91V93H77L76 95L78 96V94L79 95H81L80 94V91H81V93H82V95L84 94V93H87V94H85V95H83V96H80V97H76V96H69V95H71V92H70V90H68L69 91V93H67V94H69V95H67L66 94V92H67V89L66 88H62V89H66V90H63V92H61V91H59L58 89H57V91H55L56 89L55 88H50L49 87V98H50V102H51V100L53 101V99H55L56 101H57V103H58V106H60L59 105V103H61L63 100V98H64V102H62L61 103V105L63 104V103H65V104H63V105H65V106H67V102H65V101H67V100H69V97H71L72 99H73V103L71 104V99H70V104H71V106L73 107V110H75V109H77V108H75V106H80L79 104H81V102H82V104H81V108L80 107H78V109H79V111H78V109H77V111L78 112H81V110H82V112H83V114H85L84 116L86 117V114H88V116H90V114L91 115H93L94 117H95V115L96 116H103V115H105L107 112V110H105V109H108V107H113V108H116V107H118L119 105L121 106V105H124V104H128V102L129 103H140V104H142V102L144 103V105L142 104V106L144 107L143 109H146V110H150V109H153V110H157V112H158V110L159 111H161L163 114L164 113H166V115H168V113H170V111L172 110V109H177V108H175L176 106L178 107L182 102V104H183V106H182V104L180 105L181 106V108H183V111L181 110V113H180V116H178V119H174V121H172L171 122V126H169L168 124H166L165 123V120H166V118L164 117V119L163 120H161L162 121V123H163V125L164 124H166L167 126H163V130H162V128L158 131V133H157V136L159 135V138H161L162 140H160V143H158L159 145H160V147H159V145H158V149L159 150H165V152L166 151H168V152H162V151H159L160 153V157L161 156H163V157H165V158H162V161H161V163H162V166H164V162H166L167 161V159H168V157H170V153L169 152H171L172 153V160H171V162L172 161H174V162H172V165L175 163V162H177L175 165H173L174 167H172L170 170H168V171H171L172 169H173V171L172 172H168L167 173V175H166V173L164 172V170H162V166H161V168L159 167V169L161 170V171H156V173H158V172H160L159 174H158V177H159V179L161 180L162 178V171H163V173H164V175H163V179L160 181V180H158V182H159V184H161V182H166V181H168V182H166V183H170V184H174V183H176V184H174L175 185V190H174V188H173V190H172V192H174V193H172L171 195L173 196V197H175L176 199H179V200H177V201H174L175 199H173V197L170 195V196H168V197H166L165 196V198L163 197L162 199H164V203L166 204V205H168V202L170 201V203L171 204H173V203H175L174 205H173V207H174V209L176 210V212H178L177 210H181V211H179L178 213H181L180 215H182V216H178L179 214H175V210L173 209V214H171V213H169L171 216H172V218H173V215L175 216V218H173V219H175V221H176V218L178 217V219H180V217L182 218V220H185V222H186V218H185V214H186V217H187V220H188V222H189V224H191V223H193L194 221H192L191 223H190V221H191V216L194 218V216H196L195 214H196V212L197 211H202V210H199L198 208H200V209H202V207H203V209L204 210H210L209 212L207 211L205 214H203L204 216H205V218H204V216H203V219L205 220V222H206V225L204 226V227H209V229L211 230H209V233H213L212 235L213 236H216L217 234H219V232H220V230L219 229H217V225H219L218 224V219H219V217H220V220L222 219V218H224V219H222V220H225V221H220L221 223L223 222V227L225 228V226H226V230L228 231V232H230V234H231V236H232V239H233V241L232 242H230V243H232L230 246H227V245H225V243L222 241V239L220 240V242L222 241V246H223V248L224 249H228L229 251H231V254H232V249H236V250H234L235 252V254H236V256H239L241 253L240 252H242V254H244V251H243V249H244V247H241L242 246V244H241V241L239 242L238 241V239L236 240V236H234L236 233L235 232H237V228L239 227V225L243 222V219L244 218H246V217H244V214L245 215H247V216H252V218H258V216H259V218L258 219H260V220H262V219H264V217L262 216V217H260L261 215H256L255 213H253V212H251V211H249V212H244L243 213V215H242V213L240 214L239 213V210L236 212V213H238V215L237 216H240V218H238V221H240L241 223H239V222H237L238 223V226H237V223L235 224V222L236 221H234L233 219L231 220V219H229L228 217H225L224 216V210L223 209H225V205H223V204H225V203H223L224 202V199H229L228 201H230V199H231V201H234L235 200V202H236V199H237V197H236V192H237V189H236V187H235V185H234V182L231 180V177L232 176H235V178H238V176H239V179H241V178H244L245 176H246V178L248 177V176H250L251 177V174H248V172L250 171V172H252V175H254V172L256 173H258L259 171L258 170H260L261 169V171L259 172V175H257V174H255V176H257V177H259L260 176V174H262V172H264L263 171V169H264V163H261V162H258V160H256L255 162H254V157H250L249 156V152H250V150H252V148H251V146H247V148L248 149H246V152L245 153H247V155L245 154V153H243L241 156L239 155H234V156H232V157H236L235 158V160L237 161V160H240V161H237L238 162V164L236 165V164H232V165H228V166H231V167H229V169H228V166H226L225 167V165L224 164H220V163H215L216 161V157L219 155V152H218V150H217V148H216V146H215V144L216 143H218L217 141H219V142H225L224 144H226L227 142L229 143L230 141V143L229 144H227V145H232L233 147H237V146H239L240 145V139H243L245 136H247L248 135V132L246 133L245 132V134H244V132H243V134H242V131H240V130H238L239 129V127H240V125L238 124V123H243V121H246V120H250V121H256V120H262V119H264V116H263V112L264 111H262V110H264V86H262L263 84H264V73H262V72H260V74H259V76H261V77H257L256 78V83H259V84H256L255 86H257V87H255L254 86V97H249L248 96V91L247 92H244L249 86L247 85H244V83L242 82L241 83V85L239 86H235V85H233V79H234V75L233 74H231L230 73V69H229V71L227 72L226 70H228V68L226 67V69H223V64H224V58L223 57H226V56H231V55H234V54H236L237 52L238 53H246L248 50H250V49H253V47L254 48H256V49H260V50H264V37H263V34H264V26L262 25V24H264V23H262V22H264L263 20L264 19H262V17L261 18H259L258 20H259V22L261 21V23H259L260 25H253V27L256 29V27H257V29H260V31L259 30H255L253 27L251 28V27H249V26H247L246 24H245V22L244 21H242V19H240V18H237L238 16H236L235 14L236 13H234V11H235V7H237V6H239V7H242V3L239 1V0ZM228 1H230L229 3H228ZM234 1V2H233ZM184 2V3H183ZM198 2V3H197ZM213 2V3H212ZM216 2V3H215ZM218 2V3H217ZM236 2V3H235ZM238 2V3H237ZM240 2V3H239ZM187 5H186V4ZM195 3H197V4H195ZM202 3V4H201ZM206 3V4H205ZM222 3V4H221ZM178 4H180V5H178ZM193 4V5H192ZM205 4V5H204ZM212 4V5H211ZM214 4V5H213ZM227 4V5H226ZM234 4V5H233ZM197 5V6H196ZM208 5V6H207ZM212 7H211V6ZM199 6V7H198ZM203 6V7H202ZM218 6H220V7H218ZM232 6V7H231ZM41 7V6H40ZM39 7V9H41ZM186 7H187V9H186ZM189 7V8H188ZM197 8V9H191V8ZM205 7V8H204ZM208 7H210V8H208ZM34 8V7H33ZM181 8V9H182ZM208 8V9H207ZM220 8V9H219ZM233 8H234V10H233ZM44 9H47V8H42V12L39 10V12H41L40 14H41V16H44L45 15V17L46 16H48L50 13H48V11H46V10H44ZM51 9V8H50ZM200 9V10H199ZM214 9V11H212ZM232 9V10H231ZM193 12H192V11ZM198 10V11H197ZM208 10V11H207ZM210 10V11H209ZM43 11H45V14H43L44 12ZM195 11V12H194ZM200 11V12H199ZM215 11L217 12L216 14H215ZM256 11H259L258 9H256ZM204 12V13H203ZM206 12V13H205ZM210 12V13H209ZM229 12V13H228ZM236 12V11H235ZM48 13V14H47ZM200 13H201V15H200ZM209 13V14H208ZM225 13V14H224ZM47 14V15H46ZM53 14V16L52 15H50L51 17H55L56 16V13H52ZM60 14V13H59ZM61 14H63V13H61ZM65 14V13H64ZM195 14V15H194ZM231 14V15H230ZM207 15V16H206ZM213 15V16H212ZM215 15H216V17H215ZM221 15V16H220ZM254 15V14H253ZM256 15V14H255ZM34 16V15H33ZM32 16V18H34ZM66 16V15H65ZM194 18H193V17ZM233 16V17H232ZM251 16V15H250ZM67 17V16H66ZM196 17V18H195ZM198 17H201V18H198ZM205 17V18H204ZM214 17V18H213ZM220 17V18H219ZM222 17V18H221ZM234 17H235V19H234ZM36 18H37V16H36ZM63 18L64 19H66V20H68L67 18H65L64 16H63ZM191 18V19H190ZM204 18V19H203ZM208 18V19H207ZM213 18V19H212ZM228 20H227V19ZM246 18H247V16H246ZM59 19H62V17L61 18H59ZM203 19V20H202ZM205 19H207L206 21H205ZM209 19H211V20H209ZM219 19V20H218ZM238 19V20H237ZM240 19V20H239ZM249 19V16H248V18L246 19V20H248ZM69 20H71V19H69ZM201 23H199L198 21ZM202 20V21H201ZM213 20V21H212ZM215 20H217V21H215ZM35 21V20H34ZM210 21V22H209ZM223 21V22H222ZM232 23H231V22ZM249 21H250V19L248 20V21H246V22H248L249 23ZM209 22V23H208ZM215 22V23H214ZM225 22V23H224ZM241 22V23H240ZM242 22H244L243 24H242ZM196 23V24H195ZM221 23H222V25H221ZM229 23V24H228ZM238 23V24H237ZM35 24V25H34ZM193 24V25H192ZM199 24V25H198ZM203 24V25H202ZM204 24H206V25H204ZM209 24V25H208ZM228 24V25H227ZM231 24V25H230ZM36 25H37V28H36ZM214 25V26H213ZM221 25V26H220ZM225 25V26H224ZM238 25V26H237ZM244 25V26H243ZM262 25V26H261ZM40 25L38 24V23H32L31 24V28H34V30L32 31H30V33H29V36H31L33 39H32V41L34 40V39H36L35 40V42H37V40H39V38H40V35H39V33L41 34V33H43V34H45V32H46V34L44 35V36H46L49 32L50 33H52V31H53V29L51 30V29H48V31H44V30H47L45 27H42V26H40V27H42V29L39 27ZM199 27V28H197V27ZM206 28H205V27ZM209 26V27H208ZM220 26V28H217V27H219ZM260 26V27H259ZM203 27H204V29H203ZM212 27V28H211ZM238 27V28H237ZM243 27H245V28H243ZM259 27V28H258ZM261 27H263L262 29H263V31L261 30ZM38 28H40L41 29V32H40V30L38 29ZM210 28V29H209ZM217 30H216V29ZM223 28V29H222ZM225 28H227V29H225ZM229 28V29H228ZM36 29V30H35ZM38 29V30H37ZM240 29V30H239ZM244 29V30H243ZM253 29V30H252ZM51 30V31H50ZM198 30V31H197ZM199 30H200V32L202 33H199ZM208 30V31H207ZM241 30H243V31H241ZM36 32V35H34L35 33H33V32ZM39 31V32H38ZM44 31V32H43ZM181 31H183V29L181 28ZM196 31H197V33H196ZM213 31V33H215V34H213V33H211ZM228 31H230V32H228ZM239 31V32H238ZM247 33H245V32ZM251 31V32H250ZM54 32V31H53ZM222 32V33H221ZM233 34H232V33ZM253 32H254V34H255V32H256V34L255 35H257V33H258V35L256 36V37H258V38H256L255 36L253 37L252 35H254L253 34ZM261 32H263V34L261 33ZM31 33H33V36H32V34ZM38 33V34H37ZM204 33H205V35H204ZM211 33V34H210ZM241 33V34H240ZM245 33V34H244ZM250 33V34H249ZM43 34H41L42 36H43ZM224 34V35H223ZM234 36H232V35ZM238 34V35H237ZM261 34H262V36H261ZM28 35V34H27ZM39 35V36H38ZM50 34H48L47 36H49ZM59 35V34H58ZM131 35V34H130ZM139 35H141L140 36V38H139V40H138V37H139ZM219 35V36H218ZM220 35H221V37H220ZM227 35V36H226ZM237 35V36H236ZM241 37H243V38H241ZM249 35V36H248ZM29 36H28V39H30L29 38ZM51 36V35H50ZM134 36V37H133ZM191 36V37H192ZM202 36V37H201ZM206 36H208V38L206 37ZM211 36H212V38H211ZM224 36V39L222 38ZM261 36V38H259ZM152 37H154V39H151ZM180 37H181V39H180ZM199 37V38H198ZM214 37V38H213ZM230 37V38H229ZM124 38H125V42H124ZM129 38V39H128ZM141 38H142V40H141ZM144 38V39H143ZM149 38V42L147 41V39ZM159 38V39H158ZM216 38V39H215ZM240 38H241V40H240ZM246 38V39H245ZM250 40H249V39ZM126 39H127V41H126ZM133 41H131V40ZM136 39H137V41H136ZM198 39V40H197ZM227 39V40H226ZM233 40V41H231V40ZM259 39V40H258ZM128 40H130V41H128ZM135 40V41H134ZM202 40V41H201ZM219 40V41H218ZM230 40V41H229ZM238 40H240V41H238ZM116 41H113V43H110L109 44V42H102V41H100V42H98L96 45L97 46H93L91 49L93 50L95 47H98L99 48V45L101 46V42H102V47H104V46H108V45H113ZM145 41V42H144ZM157 41V42H156ZM199 41V42H198ZM206 41V42H205ZM218 41V42H217ZM229 41V42H228ZM252 41V42H251ZM255 41V42H254ZM259 41H260V43H259ZM122 43L121 45H120V43ZM130 43L131 45H136V47L133 45V47L134 48H136V51H135V49L134 48H131V47H129V46H127L128 45V43ZM135 42H137V43H135ZM147 42V43H146ZM155 42V43H154ZM211 42V43H210ZM217 42V43H216ZM230 42H231V44H230ZM233 42V43H232ZM236 42V43H235ZM263 42V43H262ZM28 43L29 44H25V46H28V45H30V47H32L31 49H30V47L28 46V47H24V49L21 51V50H19V51H17V54H15L14 52H12V53H10V54H12V55H9L8 54V56L6 55L7 54V52H5L6 54H4V53H0V60L2 61V58H4V66H3V70L4 71H2V69L0 70L1 71V73H2V76H0V77H3V78H0V80H2V82H0V87H1V83H2V86H4V85H6L5 84V82L4 81H6L7 80V82H9V80H8V77H13L16 73V75L19 77V78H21V77H23L25 74H26V72L28 71L26 68H21V66L22 65H20V64H16L17 66H15V68H14V63L16 62L15 61V59L17 58V59H19V60H17L18 62L20 61V63L22 62H24L25 60H26V58H27V60H29L28 58L29 57H27V55L29 54V52L28 51H31L32 53H31V62H37V63H43V64H46L47 62H48V60H50L49 59V57L50 56H37V54H35V51L37 52V50L36 49H41L42 50V47H48L49 46V44L47 45V44H45L46 46H44V44L43 43H40V44H38V43H34V42H30V40L28 41ZM33 43L35 44V46L33 45ZM104 43V44H103ZM127 43V44H126ZM199 43V44H198ZM219 43V44H218ZM224 43V44H223ZM227 43V44H226ZM235 43V44H234ZM238 43V44H237ZM253 43V44H252ZM256 43H258V44H256ZM108 44V45H107ZM126 44V45H125ZM148 50V53L147 54H145L146 53V51L144 50L145 48L142 46V45ZM146 44V45H145ZM205 44V45H204ZM209 44V45H208ZM213 46H212V45ZM230 44V45H229ZM233 44V45H232ZM51 45V44H50ZM202 45V46H201ZM238 45V46H237ZM246 45V46H245ZM257 45V46H256ZM52 46H54L53 44L51 45V47ZM115 47H116V43H115V45H114ZM186 46V47H185ZM220 46H223L224 47V49H223V47H220ZM243 48H242V47ZM38 47V48H37ZM102 47H100V48H102ZM126 47V48H125ZM137 47H138V49H137ZM141 47V48H140ZM143 47V48H142ZM154 47V48H153ZM184 47V48H183ZM201 47V48H200ZM216 47H217V49H216ZM228 49H227V48ZM230 47H231V49H230ZM237 49H236V48ZM246 47V48H245ZM249 47V48H248ZM26 48L28 49V51L26 52ZM36 48V49H35ZM55 48V47H54ZM98 48H95V50L96 49H98ZM99 48V50H97V51H93V52H90L91 54H94L95 55V53L96 54H98L99 52H100V49ZM140 48V49H139ZM167 48V47H166ZM240 48V49H239ZM263 48V49H262ZM30 49V50H29ZM44 49V48H43ZM123 49V54L121 55L120 54V56H119V53H121V50ZM130 49V50H129ZM142 49V50H141ZM181 49V50H180ZM200 49V50H199ZM211 49V50H210ZM234 49H236V50H234ZM8 50V49H7ZM133 52H132V51ZM143 50H144V52H143ZM149 50H150V52H149ZM159 50V51H158ZM171 50V51H170ZM208 50V51H207ZM211 52H210V51ZM233 50V51H232ZM237 50H241L240 52L239 51H237ZM23 51H25L24 53H23ZM34 51V52H33ZM102 51V50H101ZM138 51V52H137ZM140 51V52H139ZM162 51V52H161ZM173 51V52H172ZM175 51H177V55L176 54H173V53H176ZM187 51V52H186ZM198 51V52H197ZM205 51V52H204ZM207 51V52H206ZM235 51H237V52H235ZM244 51V52H243ZM158 52L160 53V55H162L161 57H160V55L158 54ZM165 54H164V53ZM170 54H169V53ZM183 52V53H182ZM190 52V53H189ZM203 52H204V54H203ZM210 52V53H209ZM214 52V53H213ZM224 52H225V54H224ZM230 52V53H229ZM14 53V54H13ZM25 53H27V54H25ZM142 54L141 55V58H140V56H137V54ZM168 53V54H167ZM194 53V54H193ZM202 53V54H201ZM208 53H209V55H208ZM240 53V54H241ZM5 55V57H3L4 55ZM116 54H117V56L118 57H116ZM133 54V55H132ZM143 54H144V56H143ZM155 54V55H154ZM163 54L164 55H166V56H163ZM186 54V55H185ZM188 54V55H187ZM206 54V55H205ZM15 55V56H14ZM17 55V56H16ZM33 55V56H32ZM50 55V54H49ZM125 55V54H124ZM125 55V56H126ZM135 55V56H134ZM158 55V56H157ZM168 55H171V56H168ZM173 55V56H172ZM175 55V56H174ZM183 55V56H182ZM185 55V56H184ZM200 55H201V57H200ZM203 55V56H202ZM212 55V56H211ZM223 55V56H222ZM10 56H12V57H10ZM89 56L90 57H92L90 54H89ZM105 58H104V57ZM146 56V57H145ZM149 56H151V57H149ZM191 56V57H190ZM193 56V57H192ZM9 58V59H5V58ZM14 57V59H12ZM20 57H21V59H20ZM153 57H154V59H153ZM165 57V60L163 61L162 59ZM173 57V58H172ZM181 57V58H180ZM186 57V58H185ZM200 57V58H199ZM209 57V58H208ZM218 57V58H217ZM25 58V59H24ZM37 58V59H36ZM93 58V57H92ZM111 58V59H110ZM112 58H113V60H112ZM115 58V59H114ZM140 58V59H139ZM162 58V59H161ZM172 58V59H171ZM185 58V59H184ZM189 58V59H188ZM212 58V59H211ZM216 58V59H215ZM23 59H24V61H23ZM94 59V58H93ZM106 59V60H105ZM131 59V60H132ZM141 59H143V61L141 60ZM207 59V60H206ZM219 59V60H218ZM223 59V60H222ZM22 60V61H21ZM96 60L94 61V62H96ZM147 60V61H146ZM156 60V61H155ZM161 60V61H160ZM168 60V61H167ZM177 60V61H176ZM181 60V61H180ZM187 60V61H186ZM193 60H196V61H193ZM202 62H201V61ZM210 60V61H209ZM220 60H222V62L220 61ZM6 61L8 62L7 64H5L6 63ZM10 61H12L11 63H10ZM108 61V64H106V62ZM152 61V62H151ZM174 61H176V62H174ZM198 61V62H197ZM209 61V62H208ZM215 61V62H214ZM83 62V63H82ZM85 62H86V64H85ZM96 62V63H97ZM105 62V63H104ZM149 62V63H148ZM159 63V64H156V63ZM163 62H166V63H163ZM174 62V63H173ZM181 62V63H180ZM188 62H191V63H188ZM196 62V63H195ZM212 62H213V64H212ZM9 63L11 64V66L9 67L8 65H9ZM13 63V64H12ZM87 63H90V64H87ZM115 63L114 64H112V66L113 65H115ZM155 63V64H154ZM163 63V64H162ZM171 63V65H169ZM208 63V64H207ZM210 63V64H209ZM33 64V63H32ZM165 64H166V66H165ZM216 64V65H215ZM85 65V66H84ZM87 65H88V67H89V69H88V67H87ZM153 65H155L154 66V70H153ZM168 65H169V67H168ZM181 65V66H180ZM183 65V66H182ZM187 65V66H186ZM192 65V66H191ZM212 65V66H211ZM8 66L9 68H7L6 70H5V68ZM81 66V67H80ZM83 66V67H82ZM163 66V67H162ZM176 66V67H175ZM196 66V67H195ZM201 66V67H200ZM209 66V67H208ZM224 66H226V65H224ZM20 67V68H19ZM84 67L86 68V69H84ZM122 67V68H121ZM161 67V68H160ZM174 67V68H173ZM178 67V68H177ZM199 67V68H198ZM124 68V69H123ZM152 68V69H151ZM164 68V69H163ZM225 68V67H224ZM82 69V70H81ZM130 69V70H129ZM147 69V70H146ZM150 69V70H149ZM167 69H169V70H167ZM173 69V70H172ZM175 69V70H174ZM181 69H183V70H181ZM189 69V70H188ZM192 69H194V70H192ZM210 69V70H209ZM212 69H213V72H212ZM219 69V70H218ZM20 70H22V71H20ZM124 70H126V71H124ZM132 70H134L133 72H132ZM158 70V71H157ZM185 70V71H184ZM190 70H192V71H190ZM127 71H129V72H127ZM168 71V72H167ZM202 71V72H201ZM207 71V72H206ZM219 71V72H218ZM222 71H225V72H222ZM11 72V73H10ZM16 72V73H15ZM19 72V73H18ZM77 72V73H76ZM123 72V74H121ZM131 72V73H130ZM135 72V73H134ZM145 73V72H148V74L152 77V75H153V79L151 78L150 80L148 79V81L146 80V81H143V83H142V85L141 84H139L138 83V86H139V88H138V86H137V84L136 83H133L131 80V84H130V81H128V80H126V78L127 77H132V76H134V75H136V74H138V73ZM151 72V73H150ZM159 72H161V73H159ZM171 72H173V73H171ZM174 72H175V74H174ZM180 72V73H179ZM1 73H0V75H1ZM6 74L5 76L7 77V79L4 77V74ZM128 73V74H127ZM132 73H133V75H132ZM208 75V77H206L207 75ZM228 73V74H227ZM23 74V75H22ZM113 74V75H112ZM148 74H146V75H148ZM152 74V75H151ZM171 74H172V77H171ZM181 74V75H180ZM214 74H216V75H214ZM222 74V75H221ZM230 74V75H229ZM9 75V76H8ZM118 77H117V76ZM130 75V76H129ZM132 75V76H131ZM148 75V76H149ZM158 77H157V76ZM160 75V76H159ZM166 77H165V76ZM168 75V76H167ZM170 75V76H169ZM176 75V76H175ZM180 75V76H179ZM185 75V76H184ZM200 75H202V76H204V77H202L201 78V76ZM218 75V76H217ZM49 75H47V77H48ZM85 76V75H84ZM83 76V77H84ZM123 76H124V78H123ZM164 76V77H163ZM183 76V77H182ZM191 76V77H190ZM212 77V78H210V77ZM223 76V77H222ZM229 76V77H228ZM258 76V75H257ZM18 77H16V76H14L13 77V79L14 78H16V80L14 79L13 81L15 82V81H20V79L18 78ZM83 77H81V78H83ZM156 77V78H155ZM163 77V78H162ZM175 77H176V79H175ZM187 77V78H186ZM189 77V78H188ZM195 77V78H194ZM17 78L19 79V80H17ZM76 78V79H75ZM118 78H120V79H118ZM158 78V79H157ZM170 78V79H169ZM194 78V79H193ZM200 78H201V80H200ZM231 78V79H230ZM5 79V80H4ZM69 81H68V80ZM71 79V80H70ZM167 79H168V81H167ZM184 79V80H183ZM186 79V80H185ZM188 79H189V82H188ZM210 79V80H209ZM219 79V80H218ZM231 81H230V80ZM258 79H259V81H258ZM4 80V81H3ZM10 80H12V78H10ZM85 80V81H84ZM115 80V81H114ZM154 80V81H153ZM157 80H158V83H157ZM161 80V81H160ZM181 80V81H180ZM194 80V81H193ZM201 81V83H200V81ZM224 80V84L222 83V81ZM75 82L74 84L72 83V82ZM127 82L126 84L124 83V82ZM152 83H151V82ZM167 81V82H166ZM180 81V82H179ZM183 81V82H182ZM209 81V82H208ZM218 81V82H217ZM4 82V83H3ZM92 82V83H91ZM93 82H94V84H93ZM101 82H103V83H101ZM108 84V85H110L111 83L115 86V87H113V91L115 90V92H112L111 93V97L109 96L105 101L103 100V101H96V98H97V95H95V93H93V92H91L93 89H95L94 87H102V86H104L106 83ZM188 82V83H187ZM262 82V83H261ZM76 83L78 84V85H76ZM90 85H89V84ZM98 83V84H97ZM100 83V84H99ZM123 83V84H122ZM141 83V82H140ZM155 83V84H154ZM160 83V84H159ZM180 83H181V86H180ZM204 83V84H203ZM4 84V85H3ZM14 85H16V83H13ZM85 84H87V85H85ZM104 84V85H103ZM105 85V86H108V85ZM111 84V85H112ZM122 84V85H121ZM151 86H150V85ZM167 84V85H166ZM197 85V86H194V85ZM201 84V85H200ZM207 84V85H206ZM213 84V85H212ZM215 84V85H214ZM218 84V85H217ZM14 85H12V86H14ZM76 85V86H75ZM82 85H84V86H82ZM117 85V86H116ZM155 85H156V87H155ZM161 85V86H160ZM162 85H164L163 87H162ZM166 85V86H165ZM175 87H174V86ZM188 85V87H185V86H187ZM190 85V86H189ZM210 85V86H209ZM222 85H225V86H222ZM12 86H10V88L12 87ZM73 86V87H72ZM77 86H78V88H77ZM79 86H80V89H79ZM121 86V87H120ZM124 86H126V87H124ZM170 86V87H169ZM218 86V87H217ZM228 86V87H227ZM233 86V89H231V87ZM9 88V86H6V88ZM76 87V88H75ZM118 87V88H117ZM124 87V88H123ZM130 87V88H129ZM132 87V88H131ZM146 87H149V88H146ZM151 87H153V88H151ZM160 87V89H158ZM162 87V88H161ZM165 87V88H164ZM168 87V88H167ZM172 87V88H171ZM193 87V88H192ZM205 87H206V89H205ZM212 87V88H211ZM226 87V88H225ZM263 87V88H262ZM4 88V90H6V91H8V88L6 89L5 88V86L3 87ZM3 88L1 87V89L0 90H2L3 91ZM83 88H84V91H86V92H84L83 91ZM139 89L140 91H142V90H144V94H142L143 93V91L141 92V93H139V91L138 90H136V89ZM156 88V89H155ZM167 88V89H166ZM174 88V90L172 91V89ZM183 88V89H182ZM188 88V89H187ZM190 88H191V90H190ZM196 88H198V89H196ZM202 88V89H201ZM217 88V89H216ZM223 88V89H222ZM236 88H240V89H242V90H244L243 91V93L244 94H232L231 92H229V89H230V91H232V90H234V89H236ZM256 88H258V89H256ZM87 89V90H86ZM89 89V90H88ZM122 89V90H121ZM136 90V92L138 91V93L140 94H138L137 95V93H136V96H133L134 94H135V92L132 94L131 92H133V91H135ZM142 89V90H141ZM155 89V91H153ZM164 89H166V90H164ZM185 89V90H184ZM196 89V90H195ZM221 89V90H220ZM260 89V91H258ZM47 90V91H48ZM78 90V91H77ZM130 90V91H129ZM133 90V91H132ZM145 90L147 91V92H145ZM168 90V91H167ZM184 90V91H183ZM193 90H194V92H193ZM212 90V91H211ZM216 92H215V91ZM225 90H226V92H228L227 94L229 95V93H230V95H229V97H228V95L227 94H225L226 92H225ZM228 90V91H227ZM258 92H257V91ZM0 91L1 92V96H4V94H5V91ZM46 91V92H47ZM54 91H55V93H54ZM66 91V92H65ZM88 91V92H87ZM119 91H121V92H119ZM151 91V92H150ZM183 91V92H182ZM192 91V93H190ZM220 91V93H218ZM263 91V92H262ZM131 93V98L132 99H135V101H138V102H132V101H129L128 99L126 100H124V98H125V96H126V94H128V93ZM149 92V93H148ZM160 92H161V94H160ZM175 92V93H174ZM186 92H188V93H186ZM200 94H199V93ZM201 92H203V93H201ZM225 92V93H224ZM7 93V92H6ZM74 93H72V95H74ZM89 93H90V95H89ZM114 93H116V94H114ZM145 93H147V94H149V95H147V94H145ZM151 93V94H150ZM159 95V96H157V94ZM185 93V94H184ZM215 93H216V96H214L215 95ZM225 94V95H223L222 96V94ZM246 93V94H245ZM262 93V94H261ZM47 94H48V92H47ZM64 94H66L67 96H68V98H66L67 96L66 95H64ZM117 94H118V96H117ZM142 94V95H141ZM167 94V95H166ZM179 94V95H178ZM197 94H199L198 96H197ZM203 94V95H202ZM221 94V95H220ZM253 94V93H252ZM88 95V96H87ZM113 95V96H112ZM116 95V96H115ZM143 95H147V96H149V97H151V96H153V97H155V98H157L156 100H157V102H156V100H154L153 99V101L152 100H149V99H147L146 97H144ZM172 95H174V96H172ZM186 95H188L189 96V98H187L188 96H186ZM191 95V96H190ZM195 95V96H194ZM226 95H227V97H226ZM232 95H235L234 97L232 96ZM238 95V96H237ZM242 95H243V99H242ZM263 95V96H262ZM52 96V97H51ZM63 98H62V97ZM66 96V97H65ZM87 96V97H86ZM93 96H94V98H93ZM123 96V97H122ZM139 96H141V97H139ZM160 96H161V98H160ZM164 96H166V97H164ZM183 96V97H182ZM184 96H186V97H184ZM203 98H201V97ZM211 96H213L214 98H212ZM220 96V97H219ZM54 97V98H53ZM59 97H61V99H58ZM81 97H83V98H81ZM113 97V98H112ZM118 99H117V98ZM137 97H139V98H137ZM169 97V98H168ZM181 97V98H180ZM195 97H197L198 99H196ZM205 97V98H204ZM209 97H210V100H209ZM217 97V98H216ZM222 97H226V98H224V99H222ZM233 97V98H232ZM236 97V98H235ZM249 97V98H248ZM51 98H53V99H51ZM75 98H77L78 100L76 101V100H74ZM79 98H81V99H79ZM86 98V99H85ZM114 98H115V100H114ZM131 98H130V100H131ZM137 98V99H136ZM143 98V99H142ZM144 98H146L145 100H144ZM165 98V99H164ZM172 98V99H171ZM187 98V99H186ZM212 98V99H211ZM232 98V99H231ZM257 98H259V99H257ZM67 99V100H66ZM120 99H121V103H120ZM161 99H162V101H161ZM167 99V100H166ZM183 99V100H182ZM190 99V101L188 102V100ZM204 99H205V101H204ZM208 99V100H207ZM220 99H222V100H224L223 102H221V100ZM229 99V100H228ZM245 99V100H244ZM249 99V100H248ZM255 99V100H254ZM4 100H5V98L4 99H2L1 101H0V107L2 106V102L3 103H5L4 102ZM53 101L55 104H56V101ZM60 100V101H59ZM84 101V103H83V101ZM88 102H87V101ZM92 100H95L96 102H97V104H96V102L95 101H92ZM125 101L124 103L122 102V101ZM142 102H141V101ZM149 101L148 103L147 102H145V101ZM160 100V101H159ZM178 100V101H177ZM180 100V101H179ZM186 100V101H185ZM201 100V101H200ZM203 100V101H202ZM215 100V101H214ZM239 100V101H238ZM254 100V101H253ZM256 100H258L259 101V103H258V101H256ZM6 101H7V103H9L10 101L9 100H7L6 99ZM9 101V102H8ZM76 101V102H75ZM79 101H81V102H79ZM85 101H86V103H85ZM90 101V102H89ZM150 101H152V102H150ZM155 101V102H154ZM164 101V102H163ZM175 101V102H174ZM194 103H192V102ZM209 101H211L210 103H208ZM245 101V102H244ZM261 101H262V103H261ZM93 102V103H92ZM100 104H99V103ZM103 102H104V104H103ZM107 102V103H106ZM114 102H115V104H114ZM119 102V103H118ZM160 102H162V104L160 103ZM176 102H177V104H176ZM204 102V103H203ZM216 102V103H215ZM227 102V103H226ZM236 102V103H235ZM255 102H256V104H255ZM52 103V102H51ZM53 103V105L51 106V107H53L54 108V106H55V104ZM76 103V104H75ZM110 103V104H109ZM145 103H147V104H145ZM151 103V104H150ZM166 103V104H165ZM208 103V104H207ZM212 103V104H211ZM214 103V104H213ZM234 103H235V105H234ZM246 103V104H245ZM254 103V104H253ZM260 103H261V105H260ZM92 105V107L90 106V105ZM153 104V105H152ZM160 104V105H159ZM191 104H193V105H191ZM197 104V105H196ZM216 104V105H215ZM222 104V105H221ZM233 104V105H232ZM237 104V105H236ZM6 105V103L4 104V106ZM57 105V104H56ZM96 107H95V106ZM105 105V106H104ZM146 105V106H145ZM189 105H191V106H189ZM199 105V106H198ZM213 105V106H212ZM218 105V106H217ZM260 105V106H259ZM263 105V106H262ZM68 106H70L69 105V103H68ZM67 106V107H68ZM99 108H98V107ZM108 106V107H107ZM148 106V107H147ZM167 106V107H166ZM180 106L178 107V108H180ZM216 108H215V107ZM219 106H220V108H219ZM226 106V107H225ZM230 106V107H229ZM234 106V107H233ZM257 106V107H256ZM72 107H69V108H72ZM84 107V108H83ZM90 107V108H89ZM173 107V108H172ZM197 109H196V108ZM202 107V108H201ZM205 107H208L207 109L205 108ZM211 107V108H210ZM222 107V108H221ZM250 107V108H249ZM3 108V107H2ZM39 108V107H38ZM53 108H51L52 109V111H53ZM91 108H93V109H91ZM95 108V109H94ZM104 108V109H103ZM158 108V109H157ZM161 108L163 109V110H161ZM180 108V109H181ZM194 108V109H193ZM201 108V109H200ZM205 108V109H204ZM226 108H227V110H226ZM228 108H230V109H228ZM234 109V111H231V110H233ZM256 110H255V109ZM260 108V110H261V112H260V110H258ZM44 109V110H43ZM43 109H36V115L38 114L37 113V110L41 113V112H45V113H49V111L47 112V109L45 108V107H43ZM86 109L88 110V111H86ZM97 109V110H96ZM101 111H100V110ZM166 109H167V111H166ZM185 109V110H184ZM188 109V110H187ZM191 109H193L192 111H191ZM212 109H214V110H212ZM238 109V110H237ZM244 109V110H243ZM250 109H251V111H250ZM43 110V111H42ZM105 110V111H104ZM170 110V111H169ZM203 110V111H202ZM225 110V111H224ZM242 110V111H241ZM252 110H255V112L256 113H254ZM94 111H96V112H94ZM166 111V112H165ZM169 111V112H168ZM180 111V110H179ZM198 111V112H197ZM227 111V112H226ZM35 112V111H34ZM81 112V113H82ZM101 112V113H100ZM184 112V113H183ZM196 112V113H195ZM201 112V113H200ZM204 112V113H203ZM212 112V113H211ZM214 112H220V113H222V114H220V117H218L217 119H215V118H213L212 119V116L213 115H216V113H214ZM233 112V114H231ZM241 112H242V114H241ZM260 112V113H259ZM44 113V114H45ZM93 113V114H92ZM100 115H99V114ZM105 113V114H104ZM162 113H160V115L162 114ZM200 113V114H199ZM204 114V116H203V114ZM251 113V114H250ZM50 114V113H49ZM98 114V115H97ZM199 114V115H198ZM223 114H225V115H223ZM231 114V115H230ZM248 114H249V116H248ZM254 114V115H253ZM258 114H260L261 115V117H260V115H258ZM39 115V114H38ZM37 115V116H38ZM40 115H42V113L40 114ZM39 115V116H40ZM165 115V116H166ZM197 115L199 116V117H197ZM200 115H202V116H200ZM207 115V116H206ZM229 115V116H228ZM244 115V116H243ZM246 115V116H245ZM250 115H252V116H250ZM256 115H258V116H256ZM187 116V117H186ZM196 116V117H195ZM223 118H222V117ZM233 116V117H232ZM189 117V118H188ZM191 117V118H190ZM193 117V118H192ZM197 118L196 120H195V118ZM201 117V118H200ZM205 117V118H204ZM245 117V118H244ZM248 117H249V119H248ZM254 117H256V118H254ZM183 118V119H182ZM199 118V119H198ZM202 118H203V120H202ZM211 118V119H210ZM222 120H221V119ZM224 118H227V119H224ZM233 118V119H232ZM236 118V119H235ZM247 118V119H246ZM262 118V119H261ZM162 119V118H161ZM215 119V120H214ZM231 119V120H230ZM240 119H242V120H240ZM245 119V120H244ZM34 120V121H33ZM32 121H31V118L29 119V121H27V123H22L21 125H19V126H15L16 124H14V122H13V124H12V126H10L11 128H9V131H11V132H13V133H15V134H17V136L19 137L21 134V136L22 137H19V138H17V142L15 141V140H13L12 138H8L9 140H10V142H9V140H8V144H10V145H8L9 147H10V151H11V156H12V159L13 158H18L20 155H19V153L18 152H20L21 151V148H24V151H26L25 152V154L26 153H28V150H29V152H30V150L32 151V149H33V151L36 149V150H41V148H42V146H44V144L43 143H41V142H38L37 141V144L35 145L34 144V142H36V140L34 139V138H36V134H34V133H32V132H34V131H32L33 130V128L32 127H34L35 125H36V127H40L39 125L37 126V122L39 121V124L40 123H42V119H39V120H36V119H33ZM40 120H41V122H40ZM49 119H46V120H43V121H45L44 123H46V125L47 126H49V124H51V121L49 120ZM179 120V121H178ZM184 122H183V121ZM191 120V121H190ZM192 120H194L193 122H192ZM201 122H200V121ZM209 120V121H208ZM210 120H212V121H210ZM220 120V121H219ZM229 120H230V122H229ZM160 121V122H161ZM187 121V122H186ZM190 121V122H189ZM226 121V122H225ZM228 121V122H227ZM233 121L235 122V123H233ZM238 121V122H237ZM240 121V122H239ZM29 122H30V124H31V126H28L29 125ZM50 122V123H49ZM176 122V123H175ZM179 122V123H178ZM182 122V123H181ZM205 122H207L206 124H205ZM217 122V125L215 124ZM263 122H264V120H263ZM35 123V124H34ZM184 123V124H183ZM190 123H192V125L190 124ZM200 123H201V125H200ZM219 123V124H218ZM231 123V124H230ZM27 124V125H26ZM177 124H178V127H179V129H178V127H177ZM179 124H181V125H179ZM185 124H187V125H185ZM237 124V125H236ZM14 125V126H13ZM173 125V126H172ZM190 125V126H189ZM199 125V126H198ZM212 125V126H211ZM214 125V126H213ZM222 125V126H221ZM226 125V126H225ZM229 125H231V126H229ZM24 126V127H23ZM176 126V127H175ZM184 126V127H183ZM202 126V127H201ZM219 126V127H218ZM221 126V127H220ZM260 126V124L258 125V127ZM262 127L259 129L260 131V133H264V124H262L261 125ZM166 127H168L166 130H164ZM174 127V128H173ZM214 127V128H213ZM217 127V128H216ZM225 127V128H224ZM236 128L235 130L233 129V128ZM19 128V129H18ZM24 130H23V129ZM186 128V129H185ZM188 128V129H187ZM193 128V129H192ZM207 128V129H206ZM223 128V129H222ZM227 128H231L230 130L229 129H227ZM238 128V129H237ZM26 129V130H25ZM31 129V130H30ZM54 129V128H53ZM52 129V130H53ZM57 128H55V132H54V134L56 133V134H58L57 132V130H56ZM172 129V130H171ZM175 129V130H174ZM205 131H204V130ZM215 129V130H214ZM222 129V130H221ZM13 130V131H12ZM29 130V131H28ZM171 130V131H170ZM178 130V131H177ZM181 130H182V132H181ZM185 130H187V131H185ZM197 130V131H196ZM211 130H212V132H211ZM217 130V131H216ZM224 130H226V132L224 131ZM8 131V132H9ZM25 131H27L28 132V134H27V132H25ZM57 131V132H56ZM165 132V134H164V132ZM174 131V132H173ZM202 131V132H201ZM220 131V132H219ZM227 131H229V132H227ZM232 131H234V132H232ZM237 131V132H236ZM239 131V132H238ZM262 131V132H261ZM9 133V135H8V137L9 136H11L12 135V133ZM19 132V133H18ZM20 132H21V134H20ZM25 132V133H24ZM192 132V133H191ZM196 132V133H195ZM206 132V133H205ZM241 132V133H240ZM167 133V134H166ZM172 133V134H171ZM174 133V134H173ZM176 133H178V134H176ZM184 133V134H183ZM208 133V134H207ZM211 133V134H210ZM212 133H213V135H212ZM231 133H233V135H235V136H233V135H231ZM240 133V134H239ZM18 134H20V135H18ZM34 134V135H33ZM55 134V136H59V134L58 135H56ZM163 134V135H162ZM173 136H171V135ZM224 134V135H223ZM236 134H238V135H240L239 137L236 135ZM168 135H169V137H168ZM192 135V136H191ZM199 136L198 138H197V136ZM202 135V136H201ZM245 135V136H244ZM262 135V134H261ZM264 135V134H263ZM32 136H34V137H32ZM165 136V137H164ZM182 136H184V137H182ZM201 136V137H200ZM204 136V137H203ZM223 136V137H222ZM227 136H228V138H227ZM235 137V138H237V139H239V141L237 140V139H235V141H234V139H232V137ZM12 137V136H11ZM178 137V138H177ZM190 137V138H189ZM211 137V138H210ZM213 137H215V142L213 141L214 140V138ZM59 138V137H58ZM159 138H158V142H159ZM166 138V139H165ZM174 138H176V139H174ZM199 138H200V140H199ZM218 138V139H217ZM230 138V139H229ZM18 139H19V142H18ZM163 139H165V140H163ZM188 139V140H187ZM193 139V140H192ZM220 139V140H219ZM221 139H223V140H221ZM190 140V141H189ZM209 140V141H208ZM213 142V143H211V141ZM227 140V141H226ZM13 141H14V143H13ZM177 141H179V142H177ZM237 141H238V143H237ZM16 142V143H15ZM202 142V143H201ZM39 143V144H38ZM163 143V144H162ZM167 143V144H166ZM193 143V144H192ZM198 143H199V145H198ZM234 143V144H233ZM20 144V145H19ZM202 146H201V145ZM210 144V145H209ZM7 145V144H6ZM11 145L12 146H16L17 145V147L19 148H17V150L18 151H16V149L14 150V149H12L11 150ZM35 145V146H34ZM40 145V146H39ZM161 145H162V147H161ZM165 145H166V149H167V146L169 147L167 150L165 149ZM183 145V146H182ZM212 145H214L213 147H212ZM236 145V146H235ZM21 146V147H20ZM190 146V147H189ZM206 146H207V148H206ZM261 146V148H259ZM260 146H256V148H258V149H263L264 148V144H261ZM0 147H1V144H0ZM8 147V148H9ZM182 147V148H181ZM187 147V148H186ZM192 147V148H191ZM194 147V148H193ZM198 147H200V148H198ZM216 149H215V148ZM263 147V148H262ZM161 148V149H160ZM170 148H172V149H170ZM181 148V149H180ZM191 148V149H190ZM196 148V149H195ZM206 148V149H205ZM250 148V149H249ZM179 149V150H178ZM204 149V150H203ZM23 150V149H22ZM170 150V151H169ZM172 150V151H171ZM183 150V151H182ZM187 150V151H186ZM192 150H193V152H192ZM217 150V151H216ZM247 150H249V152L247 151ZM264 150V149H263ZM174 151V152H173ZM191 151V152H190ZM209 151H211V153L209 152ZM215 151V152H214ZM13 153V154H12ZM175 153H176V155H175ZM196 153V154H195ZM203 153H205V154H203ZM209 155H208V154ZM216 153H218V154H216ZM17 154V157H13V155H16ZM202 154H203V156H202ZM229 154V153H228ZM228 154H222L223 156H226L227 158H229V157H231V155L232 154H230V155H228ZM164 155H166V156H164ZM173 155H175V156H173ZM178 155V156H177ZM193 155H196V156H193ZM213 155V156H212ZM243 155H245V156H243ZM9 156H10V154L8 155V157H4V158H6V159H4V158H2V160L3 161H5V162H3L2 160H0V164L1 163H3V164H1L0 166L1 167H5V166H7V165H9L10 164V162L12 163V159H11V156H10V158H9ZM159 156V155H158ZM182 156V157H181ZM186 156V157H185ZM187 156H189L188 158H187ZM173 157H175V159L173 158ZM177 157V158H176ZM192 157V158H191ZM196 157V158H195ZM231 157V158H232ZM239 157V158H238ZM245 157V158H244ZM250 158V160H251V158L253 159V160H251V162L249 163V159H246V158ZM8 158V159H7ZM210 158V159H209ZM215 158V159H214ZM242 158V159H241ZM188 159V160H187ZM196 159V160H195ZM209 159V160H208ZM165 160V161H164ZM187 160V161H186ZM214 160V161H213ZM243 160V161H242ZM248 162H247V161ZM8 161H9V164H8ZM180 161H181V163H180ZM212 161V162H211ZM179 162V163H178ZM185 164H184V163ZM209 162V163H208ZM244 162H246V163H248V166H249V168H248V166H247V164H245ZM198 163V164H197ZM203 163V164H202ZM239 163H240V166H239ZM257 163V164H256ZM259 163V164H258ZM261 163V164H260ZM179 164V165H178ZM201 164V165H200ZM242 164V165H241ZM243 164L244 165H246V166H243ZM257 166H256V165ZM197 165V166H196ZM214 165V166H213ZM220 167H219V166ZM260 165V166H259ZM261 165H262V167H263V169L262 168H259V169H256V168H258V167H261ZM181 168H180V167ZM191 166V167H190ZM233 166H237L236 168L235 167H233ZM186 167H188V168H186ZM197 167V168H196ZM205 167V168H204ZM211 167V168H210ZM215 167H216V169H215ZM221 167H223V168H221ZM232 167H233V169H232ZM240 167H241V169H240ZM251 167V168H250ZM255 167V168H254ZM209 168L211 169V170H209ZM247 168V169H246ZM252 168H254V170L255 171H252L251 169ZM191 169V170H190ZM203 169V170H202ZM208 169V170H207ZM231 169V170H230ZM235 169H236V171H235ZM156 170H158V169H156ZM182 170V171H181ZM201 171V172H199V171ZM214 170V171H213ZM224 170V171H223ZM226 170V171H225ZM230 170V171H229ZM245 170H247L246 172H245ZM257 170V171H256ZM1 171H3V169L1 168ZM180 171V172H179ZM193 171H195L194 172V174H193ZM205 171H207V172H205ZM221 171V172H220ZM185 172L187 173V174H185ZM203 172H205V174L203 173ZM213 173L214 174V176H213V179L212 178H210L211 177V173ZM236 172V173H235ZM239 172H242V173H239ZM249 172V173H250ZM172 173H173V175H172ZM190 173V174H189ZM201 173V174H200ZM207 173V174H206ZM210 173V174H209ZM219 173V174H218ZM233 173H234V175H233ZM246 173H247V175H246ZM152 172H150V174H148L149 175V177H148V175H147V179L150 181L151 180V178H152ZM196 174V175H195ZM209 174V175H208ZM223 174V175H222ZM229 174V175H228ZM241 174V175H240ZM161 175V176H160ZM169 175V176H168ZM172 175V176H171ZM175 175H176V177H175ZM180 175H185L184 177L183 176H180ZM187 175V176H186ZM194 175V176H193ZM205 176V177H203V176ZM207 175H208V178H207ZM223 177H221V176ZM238 175V176H237ZM165 176H167L169 179H171V181L167 178V177H165ZM198 176V177H197ZM210 176V177H209ZM229 176V177H228ZM261 176H263L264 177V174H262ZM171 177V178H170ZM172 177L173 178H175L176 180H178L177 182H176V180L175 179H172ZM182 179H181V178ZM188 177V178H187ZM193 177V178H192ZM200 177V178H199ZM226 177H228V178H226ZM165 178V179H164ZM207 179V180H209V181H213L212 183H213V185H212V187L213 188H207L206 190L204 189V187H207V186H204V185H200V183H199V185L197 186L198 187V190H199V195H200V197L202 198V199H204V201H205V205L204 206H202L201 205V207H199L200 205H198L197 206V208L195 207L196 205L191 201V200H189L188 199V197H184L185 195H183L184 194V190L182 189V188H185L187 185H188V182L189 181H191L192 179V182L194 183H196V181L197 180H199V179ZM167 179V180H166ZM185 179H187V180H185L186 181V183L184 182V180ZM216 179V180H215ZM222 179H223V181H222ZM230 179V183H233V185L232 184H230L229 182H228V180ZM172 180H173V182L174 183H172ZM175 180V181H174ZM180 180V181H179ZM194 180H196V181H194ZM214 180H215V182H214ZM226 180H227V182H226ZM170 181V182H169ZM179 182V183H178ZM191 182V183H192ZM197 182H199V181H197ZM194 183V184H195ZM211 183V182H210ZM217 183V184H216ZM220 183V184H219ZM163 184V183H162ZM225 184H227V185H229L230 187L231 186H233V188L231 187V188H229V186H227V185H225ZM164 185V184H163ZM177 185V186H176ZM180 185V186H179ZM182 185V186H181ZM215 185H216V187H215ZM264 184H262L261 186H260V188L259 189H261V191L263 190L264 191V186H263ZM200 186H202V187H200ZM219 188H218V187ZM227 186V187H226ZM178 187H181V188H178ZM225 187V188H224ZM217 190H216V189ZM227 188V189H226ZM263 188V189H262ZM228 189H229V192L227 193L226 191H228ZM234 189V191H232ZM236 189V190H235ZM180 191V193H179V191ZM182 190V191H181ZM202 190V191H201ZM221 190H223V191H221ZM231 190V191H230ZM203 191H205V192H203ZM210 191H211V193H210ZM217 191V192H216ZM208 192V193H207ZM221 192V193H220ZM226 192V193H225ZM176 193L178 194V195H176ZM183 193V194H182ZM205 193V194H204ZM213 193V194H212ZM174 194V195H173ZM201 194H204V196L203 195H201ZM210 194V195H209ZM215 194V195H214ZM235 196H234V195ZM207 195V196H206ZM227 195H228V197H227ZM230 195H232V196H230ZM179 196V197H178ZM204 198H203V197ZM219 196H221V197H219ZM224 196V199L222 198ZM146 197H148V193H146ZM170 197H172V198H170ZM226 197V198H225ZM231 197V198H230ZM235 197V198H234ZM172 200H170V199ZM206 198V199H205ZM216 198V199H215ZM219 198V199H218ZM165 199L167 200V202L165 201ZM184 199V200H183ZM187 199V200H186ZM212 199V200H211ZM186 200V201H185ZM215 200V201H214ZM217 200V201H216ZM219 200V201H218ZM179 201V202H178ZM209 201H210V203H209ZM222 201V202H221ZM176 202H177V204H176ZM181 202V204H179ZM190 202V203H189ZM214 202H215V204H214ZM191 203H193V204H191ZM217 203V204H216ZM186 204V205H185ZM188 204H191V206H189ZM176 205H177V207H176ZM192 205L194 206L193 208H191L192 207ZM216 205H218V206H216ZM220 205V206H219ZM214 206V207H213ZM222 206V207H221ZM187 209L186 211H185V209ZM190 207V208H189ZM204 207H206V208H204ZM210 207V208H209ZM216 207V208H215ZM180 208H183V212H182V209H180ZM212 209V210H211ZM217 209H218V211H217ZM221 210V212H220V210ZM213 210H215L214 212H213ZM235 210H237V209H235ZM188 211V213H185V212H187ZM212 211V212H211ZM183 213H184V215H183ZM217 215H219L218 217L216 216V214ZM222 213V214H221ZM251 215H250V214ZM253 213V214H252ZM192 214V215H191ZM208 214V215H207ZM214 214V215H213ZM221 214V215H220ZM166 215H168V213H166ZM165 215V216H166ZM176 215H177V217H176ZM242 215V216H241ZM224 216V217H223ZM167 217V216H166ZM244 217V218H243ZM192 218V219H193ZM218 218V219H217ZM228 218V219H227ZM243 218V219H242ZM195 219V218H194ZM211 219V220H210ZM227 219V220H226ZM239 219H242V220H239ZM208 220V221H207ZM178 222H176L178 225L180 224L179 222H181V226H185L186 224L183 222V221H181V219L180 220H177ZM229 222L228 224H226L227 222ZM244 221H245V219H244ZM188 222H186V223H188ZM205 222H203V224L205 223ZM211 222H214V223H211ZM225 222V223H224ZM233 222V223H232ZM183 223V224H182ZM215 223H217V225L215 224ZM210 224V225H209ZM215 224V225H214ZM233 224H235V225H233ZM159 225V226H158ZM209 225V226H208ZM158 226V227H157ZM157 226H153V228L155 227V229H152V227L150 228H147V230H146V233L147 234H150L152 231L155 233H153L155 236V239H153L151 242L152 243H150V245L148 246V249L146 250V251H148V257H149V254H150V256H152V254L151 253H154L153 254V256L152 257H150V258H154L153 260H155V261H158L160 258H161V255L165 258L166 256L168 257V258H165V260H168V259H176V258H181L182 256H183V259H187V258H189V257H192L193 256V253H194V255L197 253H199V249L197 248V247H194V246H192V244H194V243H192L191 245H189V244H187L186 242H188L189 240L190 241H194L195 239L197 240V238H198V240L197 241H199L200 240V238H199V232L200 231H203L204 229H203V227H200V225H198V224H193L191 227H193L194 226V228H189L190 229V231H188V233L189 234H186L187 236H189V238L188 237H186V235L184 236H182V238H188V239H186V241H185V238H184V240L182 239V238H179V237H181V235H177V234H175V233H177L176 231H172V229H168L166 226L164 227L163 226V224L161 223V224H157ZM163 226V227H162ZM212 226H215V227H212ZM157 227V228H156ZM212 227V228H211ZM228 227V228H227ZM234 229H233V228ZM235 227H237V228H235ZM231 228V229H230ZM164 229H165V231H164ZM166 229L167 230H171L170 232L168 231H166ZM202 229V230H201ZM217 229V230H216ZM229 229V230H228ZM235 229H236V231H235ZM195 230V231H194ZM213 230V231H212ZM232 230V231H231ZM194 231V232H193ZM198 231V232H197ZM219 231V232H218ZM233 231H235V232H233ZM163 232V233H162ZM190 232H192V233H190ZM195 233V234H194ZM216 233V234H215ZM232 233H233V235H232ZM235 233V234H234ZM152 234V233H151ZM152 234V235H153ZM157 234V235H156ZM162 234H164V235H162ZM169 234V235H168ZM192 234H193V236H192ZM162 235V236H161ZM168 235V236H167ZM171 235V236H170ZM174 235V236H173ZM177 235V236H176ZM196 235V236H195ZM170 236V237H169ZM235 238H234V237ZM153 237V238H154ZM157 237V238H156ZM167 237V238H166ZM171 237H173L172 239H170ZM192 237H193V240H192ZM166 238V239H165ZM175 238V240H173ZM179 238V239H178ZM161 239V240H160ZM168 239V240H167ZM156 240V241H155ZM178 240H180V242L178 241ZM169 241V242H168ZM237 241V242H236ZM161 242H162V245H159V243L161 244ZM163 242H165V243H167L168 242V244H165V243H163ZM177 242V243H176ZM238 242H239V244H238ZM99 243H102V242H99ZM156 243V244H155ZM170 243V244H169ZM172 243V244H171ZM224 243V244H223ZM181 244H182V246H181ZM100 245V244H99ZM101 245H104V246H101ZM100 246H99V248L100 249H102V247H104V248H106L107 247V245L108 244H106V243H102ZM134 245V244H133ZM168 245V246H167ZM174 245V246H173ZM185 245V246H184ZM187 245V246H186ZM157 246H158V248H157ZM161 246H162V248H161ZM165 246V249L163 248ZM170 246V247H169ZM191 246V247H190ZM227 246V247H226ZM160 247V248H159ZM168 247V248H167ZM174 249H173V248ZM178 247V248H177ZM182 247V248H181ZM185 247V248H184ZM192 247H194V248H192ZM226 247V248H225ZM237 247V248H236ZM151 248V249H150ZM155 248H156V250H155ZM178 250H177V249ZM195 248H197V249H195ZM239 248V249H238ZM240 248H241V250H240ZM5 249H7V250H5ZM4 249V252L2 253V256L3 257H0V259L1 260H3V258L5 259V257H4V255H5V253L7 252L8 253V248H5ZM41 249H42V251H41ZM41 249H39L40 250V252H42V255H44L45 256V258L46 259H42V260H40V262H39V260H34V259H32V258H29L30 259V261L32 262V264H34V263H37V264H45V261H43V260H47V257H48V254L44 251V249L43 248H41ZM153 249V250H152ZM162 249V250H161ZM166 249H168V251L166 250ZM169 249L171 250V251H174L175 252V254L173 253V252H171V251H169ZM164 250V251H163ZM181 250V251H180ZM197 250H198V252H197ZM245 250V249H244ZM101 251V250H100ZM100 251H99V253L98 254H101L100 253ZM157 251H159L160 253H163V254H160L159 252H157ZM178 251V252H177ZM180 251V252H179ZM182 251H184V253L182 252ZM228 251V252H229ZM239 251V252H238ZM168 252V253H167ZM181 252H182V254H181ZM227 252V253H228ZM6 253V254H7ZM177 253H179V255L177 254ZM232 254V255H235V254ZM47 254V255H46ZM156 254V255H155ZM168 254H169V256H168ZM171 254H172V256H171ZM229 254H230V252H229ZM238 254V255H237ZM242 254H241V257H242V259L244 260V256H245V261H246V263L247 264H249V262L250 261H252V260H246V259H248L247 258V253L246 254H244V256H242ZM158 255V256H157ZM182 255V256H181ZM191 255V256H190ZM232 255H228V257H226V259L225 258H223V259H221L222 257H220L219 258V264H222V263H224V264H226L229 260L231 261V260H233L234 259V257L232 256ZM247 255V256H246ZM253 255L255 256L256 255V253H253ZM160 256V257H159ZM176 256H178V257H176ZM181 256V257H180ZM189 256V257H188ZM229 256H230V259H229ZM40 257V256H39ZM43 257V256H42ZM119 256H117L116 258H118ZM155 257H159V259H157V258H155ZM170 257V258H169ZM25 258L26 259H23V258H21L20 260H18L17 262L15 261H13L14 262V264H27L28 262H30V261H28V258H27V256H25ZM44 258V257H43ZM164 258L162 259V260H164ZM38 259V258H37ZM227 259H228V261H227ZM251 259V258H250ZM8 260V258L7 259H5V261L6 262H8L7 261ZM25 260H27L26 262H25ZM33 260H34V262H33ZM4 260H3V262H5ZM36 261V262H35ZM50 261V260H49ZM220 261H221V263H220ZM31 262L29 263V264H31ZM43 262V263H42ZM226 262V263H225ZM48 263V262H47ZM250 264H251V262H250ZM252 264H254V261H252ZM256 264V263H255Z\"/></svg>",
	"mask_w": 264,
	"mask_h": 264
}]
</instances>
